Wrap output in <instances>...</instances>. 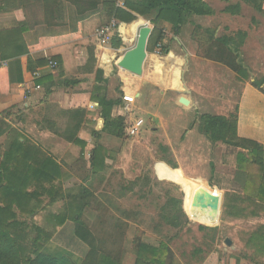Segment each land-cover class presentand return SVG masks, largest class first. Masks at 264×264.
I'll return each instance as SVG.
<instances>
[{
  "label": "trees",
  "instance_id": "1",
  "mask_svg": "<svg viewBox=\"0 0 264 264\" xmlns=\"http://www.w3.org/2000/svg\"><path fill=\"white\" fill-rule=\"evenodd\" d=\"M248 1L255 4L258 10L262 9V0ZM20 3L29 8L39 6L41 17L30 26L23 24L15 29L0 31V83L3 64L7 65L5 74L8 84L23 81L19 57L30 54L33 49L52 47L80 38L82 21L98 12L104 19H115L119 24L132 23L139 16L150 18L154 27L148 51H157L159 47L161 55H167L170 51L169 46L164 43L166 36L163 26L170 24L173 33L179 35L182 26L191 16L213 13L205 0H125L123 6H119L116 0H21ZM5 5L8 2L0 0V10ZM118 35L117 30L111 42L113 48L122 45ZM246 37L245 32H238L233 36L225 35L221 44L235 45V51L238 52ZM52 60L61 63L59 56L52 57ZM35 63L38 66L46 65L49 60L38 59ZM236 69L246 73L241 64L236 65ZM99 74H103L102 70ZM100 75L98 79L103 81ZM245 75L247 77V73ZM43 80L44 78H38L36 83H44ZM94 97L102 107L104 130L123 137L124 117H112L113 106L122 104V101L108 99L106 95ZM15 117L20 119L11 110L0 113V139H3L0 141V264H78L80 259L88 261L86 264H125L122 252L127 240L126 229L129 227L126 220L118 218L111 224L98 215L94 222L84 218L86 209L99 210L94 208L97 202L98 206H102L95 194L96 187H93L91 181H106L103 172L108 165V153L99 146L91 151L90 171L86 177V180L90 178L89 184H82L80 192L72 198V194L67 193L63 186L62 165L41 145L13 128ZM76 130L77 128L69 131V138L81 144L84 153L86 143L75 137ZM200 130L213 142L248 150V154H238L236 180L239 181V186L225 192L223 214L227 218H246L264 213L263 146L253 139L239 136L237 113L231 114L230 118L202 114ZM6 138L11 139L7 144ZM165 159L172 167L177 166L173 160ZM153 182L151 170L145 171L141 177L129 181V185L122 190L125 193H135L138 186ZM209 185L215 186L212 180ZM192 195L174 176L168 184L166 200L159 208L157 221L150 222L149 227L159 234L165 227L175 229L177 232L174 235H166L167 241L171 242L178 235V231L196 219L199 212L216 220L217 209L213 193L210 190L198 193L195 207L192 205V201H195ZM67 198L73 201L66 203ZM58 200H63L65 204L59 213L51 215V221L54 228L60 227L62 230L68 226L71 229L74 245L60 243L61 230L55 237L58 245H53V232H48L39 224L33 225L36 233L29 238L26 230L28 221L34 220L40 209ZM252 202L255 206L249 207ZM208 228L218 230L217 222L212 226H202L204 230ZM28 240H32L31 245ZM167 241L161 240L157 246L138 239L134 242L135 252L140 257L136 264H156L157 260V264H165L162 256L168 252L172 254ZM246 246L255 248L254 257L264 255V224L249 233ZM158 254L161 258H158ZM236 264H240V258H237Z\"/></svg>",
  "mask_w": 264,
  "mask_h": 264
},
{
  "label": "crops",
  "instance_id": "2",
  "mask_svg": "<svg viewBox=\"0 0 264 264\" xmlns=\"http://www.w3.org/2000/svg\"><path fill=\"white\" fill-rule=\"evenodd\" d=\"M5 1L8 5L0 10V31L33 24L29 23V7L22 6L21 0ZM205 1L213 13L191 16L182 26L181 35L174 34L177 45L170 47L167 55L148 51L141 76L120 67L121 70H110L107 63L112 59L118 62L131 48L128 42L130 38H137L140 28L146 23L152 24L151 20L148 22L145 17L139 16L129 25L121 23L123 26H120L121 30L118 29V36L123 48L120 49L113 48L111 43L107 46L97 43L96 30L103 26L98 23L104 17L100 12L91 15L81 23L80 38L52 47L33 49L30 54L19 57L23 81L8 84L5 74L7 65H2L0 108L8 107L12 114L19 116L20 119L15 117L17 121L13 128L24 134L25 129L29 136L25 135L41 145L64 169L65 165L73 164L69 161L71 158L65 157L68 153L72 155L70 152L79 151V156L86 152L91 155V151L99 146L109 154L102 141L107 137L121 138L104 130L102 107L94 96L106 95L108 99H120L122 104L113 106L112 117H124L126 122L129 121L126 115L139 108L136 104L141 92L161 97L166 104V111L161 113L157 108L151 109L153 125L145 126L144 121L142 128L157 138V152L177 164L173 172L187 192L210 190L200 183L209 184L210 180L219 185L220 181L232 183V189L237 188V157L238 154H248V150L211 141L200 130V116L208 113L230 118L231 114L237 113L239 136L253 139L264 148V94L253 86L256 80L252 77L253 69L243 66L249 77H246L245 72L237 71L236 65L242 64L241 58L235 57L237 46L221 44L225 35L230 36V32L235 31L238 24L236 18L248 8L264 14V0L261 10L248 0ZM170 27V24H166L162 29L166 32ZM242 31L247 33L246 30ZM184 34L188 37H184ZM94 41L96 44L91 45ZM184 49L188 52L183 53ZM198 49L202 50V55L193 53V50ZM55 56L61 58V63L54 70H50L48 64L38 66L35 63L43 58L50 61ZM184 61L190 62V65L186 74L182 75ZM191 61L194 62L193 66ZM35 69L42 72L39 78H44V83L37 84V79L32 77ZM100 70L103 73L101 75ZM98 75L103 81L98 79ZM182 97L189 103L181 102ZM126 105L128 110L125 109ZM14 108L18 111L13 112ZM138 119L143 118H134ZM75 128V137L86 143L84 153L82 145L69 138V131ZM10 140L6 138V144ZM226 160L232 161L233 166L230 168L234 173L225 174L223 178L216 168ZM161 162L168 166L165 161H157L159 164ZM212 178H216L217 182ZM47 207L49 205L44 209Z\"/></svg>",
  "mask_w": 264,
  "mask_h": 264
},
{
  "label": "rangeland",
  "instance_id": "3",
  "mask_svg": "<svg viewBox=\"0 0 264 264\" xmlns=\"http://www.w3.org/2000/svg\"><path fill=\"white\" fill-rule=\"evenodd\" d=\"M29 13L30 24L39 21V6L34 8L30 7ZM110 21L104 19L98 24L104 25L108 24ZM146 21L149 22L150 18H146ZM236 22L238 23L235 26L236 29L234 32H230V36L236 35L238 32H243L242 30L247 31L245 42L237 52L238 56L241 58V65L251 70L253 69L255 74L253 72L252 77L256 78L253 82V86L264 94V14L252 8H248L242 16L236 18ZM149 24L152 28L154 27L150 22ZM167 30L168 31L164 32L166 36L164 38V43L170 48L177 45V42H175L173 38L174 33L172 27L167 28ZM223 33L224 32H221V34ZM183 36L188 37L187 34ZM111 42L112 40L110 43ZM128 42L132 47L136 42V38L132 37ZM97 43H100L98 39ZM90 44L95 45L96 42L94 41ZM123 46L125 45L123 44ZM121 48L123 47L120 46V49ZM196 51L197 50H193V53L202 55L201 49ZM157 52H159V47H157ZM186 52H188V50L184 49L183 53ZM205 53L207 54V52ZM192 61L191 63L193 66L194 62ZM107 64L110 70H121L117 65V61L114 59L108 61ZM188 65H190V62H183L182 75L186 74ZM247 77H249L248 73ZM136 105H138L139 108H135L134 113L126 115L129 121H125L124 136L116 139L107 137V139L102 141L110 152L107 154L108 157L106 159L108 164L107 168L103 172L106 176V181L104 183H99L96 179L91 181L93 187H96L95 194L99 202L102 203V206H98L97 204L99 203L97 202L94 208H99V210L95 211L92 208L86 209L84 212V218L93 220L92 222L97 219V215L102 216L106 223L111 222V224L115 223L118 218L126 220L125 222L129 224V227H125V229L127 228V240L122 252L124 253L123 262L125 264H136V262H138L140 257L134 249V242L138 239L142 242L159 246L161 240L162 242L167 241L166 235L171 236L177 232L175 229L165 227L162 233L159 234L149 227L150 222L154 220L157 221L159 208L166 200L168 184L175 176L173 167L167 162L165 156L157 152L155 147L157 138H154L153 135L150 136V134L146 132V129L144 130L142 128L140 134L137 136H131L128 133V124L133 121L135 117L143 118L144 121H146L145 126L153 125V120H151V109L157 108L161 113L162 111L164 113V111H166V104L163 103L161 97H153L152 95L150 96L141 92V96L138 98ZM0 110L2 113L11 109L1 106ZM13 110V112L18 111L17 108ZM94 117L95 116H93V118ZM93 122L96 123L95 120H93ZM24 132L27 134L25 129ZM1 140L3 139H0V141ZM70 151L71 150H69V152ZM70 154L72 155L68 153L65 157H67V159L68 157L71 158L69 161L73 162V164L71 166L65 165V170L63 169V186L67 193L72 194L73 198L75 194L80 192L82 184H89L90 178L86 180V177L90 171V152L89 154L86 152L83 156H79V151H74V153L70 152ZM72 158H74L75 161L72 160ZM158 160L165 161L168 166L166 164L163 165V162H161L162 165L157 163ZM231 162V160H226L217 167L218 169L216 168V172H219L223 178H225V174H233L234 172L231 170L232 168H230L233 166ZM149 170H151V177H153L154 180L153 183L146 186L143 185L144 187L142 185L138 186L135 193H125L122 190L124 186L129 185V181L141 177L145 171ZM208 173L210 174V170ZM212 179H214V182H217L216 178ZM200 183L209 187L210 191L219 197L217 201V219H210L205 214L199 212L196 219L178 231V235L171 242L167 241L170 250H172V254L168 252L165 253L166 255L162 256V260L165 264H236L237 258H240V264H264V256L258 255V257H254L255 248L246 246V238L249 233L264 224V213L246 218H227V216L223 214V205L226 198L225 192L229 190V188L232 189L234 184L226 183L225 181H220L221 185L215 183V186H210L207 182L203 181ZM191 193L193 194L192 199H195L198 195L194 190H192ZM121 194H123V196ZM69 200L70 202L73 201V199L67 198L65 202L67 203ZM75 201L76 199L74 202ZM65 202L63 200H58L54 204L49 205V208L47 207L46 210L44 208L40 209L35 219L28 221L26 230L29 238L35 236L36 233L33 225L39 224L48 232H53L54 241L52 244L58 245V242L55 241V237L59 235L58 231L61 230V228H54L50 217L54 213H59ZM192 205L195 207L194 201H192ZM254 206V202L249 204V207ZM134 213L135 215H133ZM215 222H217L218 230L214 231L211 228L207 230L202 229V226H212ZM70 230L71 229L66 226L65 229L60 231V243L64 242L74 245L75 239L71 235ZM227 238L232 240L231 245L226 243ZM31 241L28 240L29 245H31ZM158 258H161V255L158 254ZM158 261L159 260L156 261V264ZM87 262L88 261L80 259L78 264H86Z\"/></svg>",
  "mask_w": 264,
  "mask_h": 264
},
{
  "label": "water",
  "instance_id": "4",
  "mask_svg": "<svg viewBox=\"0 0 264 264\" xmlns=\"http://www.w3.org/2000/svg\"><path fill=\"white\" fill-rule=\"evenodd\" d=\"M152 30L153 28L149 25V23H146L140 28L135 44L131 48H129L117 62V65L121 69L128 71L136 76L143 75L144 63L148 55V45H149L150 36L152 34ZM181 102H183L184 104L189 103V101L183 97L181 98ZM213 195H214L215 207L217 209V214H218L217 201L219 197H217L215 194ZM196 199L197 197L195 198L194 203H196ZM226 243L228 245H231L232 240L227 238Z\"/></svg>",
  "mask_w": 264,
  "mask_h": 264
},
{
  "label": "built area",
  "instance_id": "5",
  "mask_svg": "<svg viewBox=\"0 0 264 264\" xmlns=\"http://www.w3.org/2000/svg\"><path fill=\"white\" fill-rule=\"evenodd\" d=\"M116 3L119 6H123L125 0H116ZM121 24L117 22V20L113 19L110 23L101 26L96 30V37L102 46H107L112 38L115 36L116 31L120 29ZM119 31V30H118ZM58 63L54 60H50L48 63V68L50 70H54L58 67ZM42 75V72L38 70H34L32 72V77L34 79H38ZM125 109L128 110V105L125 106ZM144 124L143 119L133 120L128 124V133L131 136H137L140 134V130Z\"/></svg>",
  "mask_w": 264,
  "mask_h": 264
},
{
  "label": "bare ground",
  "instance_id": "6",
  "mask_svg": "<svg viewBox=\"0 0 264 264\" xmlns=\"http://www.w3.org/2000/svg\"><path fill=\"white\" fill-rule=\"evenodd\" d=\"M162 165V164H161Z\"/></svg>",
  "mask_w": 264,
  "mask_h": 264
}]
</instances>
